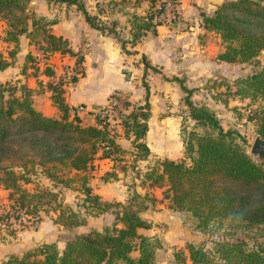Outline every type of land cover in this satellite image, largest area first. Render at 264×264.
Masks as SVG:
<instances>
[{
    "label": "trees",
    "instance_id": "trees-1",
    "mask_svg": "<svg viewBox=\"0 0 264 264\" xmlns=\"http://www.w3.org/2000/svg\"><path fill=\"white\" fill-rule=\"evenodd\" d=\"M29 1L0 0V20L7 25L4 39L13 43L6 54L0 50V70L14 62L21 35L37 45L47 60L55 51L73 52L67 38L51 31L55 18L36 15ZM47 1L75 2L91 26L114 30L113 21L106 24L89 13L81 0ZM155 16L154 12L130 16L131 44L138 42L154 22H162H153ZM203 20L225 42V49L218 54L220 59L249 62L264 48V0H230ZM24 59L22 72L26 73L29 59L36 65L32 75L37 77L40 72L50 77L46 86L60 114L49 115L36 108L32 87L25 83L0 80V186L8 189L11 206L17 211L15 216L20 217L22 212L25 219L36 220L48 207L57 212L54 220L69 228L85 225L88 217L103 213H111L113 219L101 227L74 233L62 247L54 241H43L20 256L10 255L1 264H154L155 250L161 241L154 234L139 231L151 226L143 213L154 198L146 193L147 187L153 185L163 187L168 207L190 213L199 229L223 219L264 222V163L253 159L237 141L242 140L240 131L224 129L213 110L191 99L193 88L184 85L182 79L175 77L185 92L192 122L189 129L182 127L180 131L184 156H165L155 160L157 164H148L135 183L144 193L133 188L126 202L110 201L90 184L94 158L100 153L101 157L110 158L113 166L126 161V156L132 163L146 159L148 94L139 109L124 114L122 132L107 115L98 112L94 113V124H84L64 97L66 80L56 77L50 61L41 65L37 53L31 50ZM75 80L77 76L73 75L69 82ZM232 84L233 94L259 102L251 118L255 133L264 137V66L235 77ZM229 86L227 83V90ZM120 134L130 140L129 148L118 142ZM120 167L128 171L126 165ZM108 175L115 176L113 169L107 170L103 178L106 180ZM46 179L48 186L42 184ZM63 186L74 193V204L60 197ZM187 248L192 264H264V244H250L244 238L217 240L211 250L191 242Z\"/></svg>",
    "mask_w": 264,
    "mask_h": 264
},
{
    "label": "crops",
    "instance_id": "crops-1",
    "mask_svg": "<svg viewBox=\"0 0 264 264\" xmlns=\"http://www.w3.org/2000/svg\"><path fill=\"white\" fill-rule=\"evenodd\" d=\"M81 1L89 13L97 15L106 24L113 21L114 30L108 31L107 28L99 29L91 26L75 2L67 4L66 1L36 0V4L33 6L36 13L55 18V22L50 27L51 31L67 38L69 47L73 51L69 57L55 51L50 55L49 61L59 63L61 59L68 58L72 62L75 60L74 56L82 57L79 58L84 71L81 76L77 77V80L65 84L63 92L65 99L69 105L76 107L81 119L86 112L89 116L88 123L94 124L96 121L94 113L105 104L108 95L114 89H133L135 85L133 81H138V77L145 75L148 80V85L145 83V94L147 95L149 92L152 104L147 120L148 128L144 135V140L149 147V159L152 156L160 155L174 158L175 156L171 152L173 149L171 137L180 135V131L175 127H179L182 123L183 116L181 113L174 112L176 108L174 102L167 104V107L162 106L163 109L168 108L167 112L156 116L152 97L163 95L161 100L163 102L166 100L167 103H170L171 98L177 97V104H179L183 100L181 97L185 92L175 77L182 79V83L193 88L194 95H198L201 89L205 90L207 94L209 89L212 90L213 86L204 85L211 78L216 87L223 88L227 87V83L231 85L235 77L244 75L242 71L245 62L227 61L218 57V54L225 49V42L220 33L207 28L203 20L204 16L211 15L215 10L214 3L208 0H182L181 16L177 21L154 22L156 18H153L154 25L151 29H148L138 42L131 44L130 16L153 13L158 6V0ZM197 13L199 17H197ZM5 26L6 22L0 20V34L4 33ZM20 40L19 51L23 52V58L16 55L12 64L0 70V73L5 72L3 73L5 77L1 80H10L13 77L18 84L25 81L26 85L35 88L34 75L22 72L24 55L29 50L34 52L33 43H30L25 35H21ZM3 43L10 44L11 42L4 40ZM139 56H141V60ZM136 76L138 77L136 78ZM39 78L45 82L49 77L43 74ZM105 82L113 83L103 86ZM101 87H104L102 91H100ZM42 91H33V104H35L34 101H38L39 96L45 94L48 97V110L52 114L56 111V106L50 97V90L45 88ZM41 100L43 97L39 101ZM193 101L197 103L195 99ZM42 104L36 103L35 107L43 110L45 108H41ZM167 123L175 126L174 132L166 134L164 129L161 136H154V127H164ZM118 142L125 148L131 146L130 140L123 134L119 135ZM180 146L183 147L182 140ZM98 162L101 165L105 163L107 169L114 167L113 161L108 157H101L100 153L94 158L95 167L89 181L93 190L101 195L102 192L96 188L98 177L102 178L103 174L100 172L96 174ZM141 191L144 189L141 188ZM102 198L107 199L108 197ZM160 212L162 213V211ZM98 216L103 218L105 213ZM92 217L95 216L88 217V220ZM148 220L151 222V219ZM101 226L103 225H88L82 230ZM139 231L145 234L155 233L154 230H151V226L141 227Z\"/></svg>",
    "mask_w": 264,
    "mask_h": 264
},
{
    "label": "rangeland",
    "instance_id": "rangeland-1",
    "mask_svg": "<svg viewBox=\"0 0 264 264\" xmlns=\"http://www.w3.org/2000/svg\"><path fill=\"white\" fill-rule=\"evenodd\" d=\"M160 1L162 2L163 0H158V6L154 10L156 19H159L157 17V9L160 6ZM227 1L230 0H224L223 3ZM180 2L182 5V0ZM29 4L31 6H34L36 4V0H30ZM67 4L69 3L67 2ZM219 6L220 5L214 3L215 9ZM35 14L40 15L38 13ZM180 16L181 13L176 14L175 18L172 21H177ZM197 17H199L198 13ZM6 28L7 25L5 26V30ZM5 30L3 34H0V50H4V54H6L5 52L9 47H12V43H3V41L5 40ZM19 44L21 45V42ZM261 50L257 57L243 64L244 70L242 72L244 76L246 72L249 71L248 73H250L264 66V53ZM33 51L37 53L41 50L37 47V45L33 44ZM60 53L68 57L69 54H71L69 51ZM73 54L75 55V53ZM17 56L23 58V52L18 51ZM79 57L80 56H74L75 60L72 62H70L69 59L66 58L65 60L61 59L59 63H51L55 67L54 72L56 77H63L67 82L66 84H69V79L73 75H76L77 77L81 76L84 68ZM140 57L141 56H139V58ZM26 62V73L32 75V71L36 65L32 64L29 59H27ZM27 69L30 71L28 72ZM3 73H0V80L5 77V74ZM42 75V73L38 72V76H34L36 84L35 88H32V90L30 91L31 94H33L34 90L43 92L42 90L47 88V81L50 77L48 76L49 78L46 79L45 82H43L42 78H39ZM137 77L138 76H136V78ZM157 78L159 79V77ZM39 79L42 82L39 83ZM212 80L213 79L211 78L204 84L205 86H213L212 90L209 89L207 94L205 93V90L201 89V92L198 95H194L192 91V100L195 99L197 103H205V105L213 110L224 129L231 128L240 131L242 140L237 138V141L241 143L247 151H249L253 138L256 134L254 126L255 121L251 117L254 113L253 109L259 102L257 100L255 101L251 99L248 96L239 97L233 94V90L235 89V87L232 83L231 85L228 83V85H230V90H227V87H216L215 83L212 82ZM8 81L13 83L15 82L13 77H11ZM21 83H25V81ZM112 83L113 82H105L103 86H109V84ZM145 83L148 85V80L146 79V76L143 75L141 77H138V81H133V84H135L133 86V89H114L111 94L108 95L107 101L102 106L108 108L107 116L109 118V121L113 125H115V128H117L119 132H122L121 120L124 118V114L128 113L127 111H130L131 109H139L138 105L144 103L146 95ZM103 88L104 87H101L100 91H102ZM114 96L115 98H113ZM161 96L163 95L152 97L155 103L154 113L156 114V116H161L162 114H165L167 112L166 110L168 108L163 109L161 108L162 106L167 107V104L169 105L174 102V106L176 105L174 112L181 113L183 116V120L179 127H175L168 123L164 127H154V136H161L164 129L166 134L168 132H174V127L176 128V130L178 128V131H181L182 127L189 129L192 125V122L188 117V107H185L187 106L184 99L185 94H183V96L181 97L183 100L179 102V104H177V97L171 98V100H169L170 103H167L166 100H164L165 102L161 100ZM41 97H43V100L39 101ZM47 98L48 97L44 94L43 96H39V98H37L38 101L34 102L35 104L38 103L39 105H41L43 102L41 108L45 109L41 110L42 112L49 115L58 116L60 114V110L56 105V111L52 114L49 112V104L47 103ZM114 99L117 100V104L110 107V102ZM150 99L151 96L148 92L149 110L152 106ZM182 104L185 106H183ZM102 107H100L97 112ZM82 122L84 124H89V116L86 114V112L85 114H83ZM197 129L201 131L204 130V128L201 126H197ZM171 139L173 140L171 144V147L173 146V149L171 150V152L174 154V158L178 159L183 157L184 146H180L182 140L181 135H177L176 137L173 136L171 137ZM161 157L165 156H152L150 159L149 156H147L146 160L138 159L136 163H132L131 158H129V156H126V161L116 162L114 164L113 171L115 173V176L108 175L106 177V180L103 178V176L106 175V170H111L112 168L107 169L105 163L101 165L100 162H98L96 166V174L99 172L103 174L101 176L102 178L98 177L99 175L97 176L98 180L96 182V188H98L102 192V197H108L107 199L110 201L119 200L122 202H126L130 197L131 194L129 193L133 190V188L138 192L141 191L140 186L135 185V183L137 184L139 181L141 171L143 172L146 166L148 164L150 165L153 161L156 163V161ZM151 160L152 162H150ZM122 164L126 165L128 171L121 169L120 165ZM99 168L100 171H98ZM47 181V179L44 180V183L42 184L48 186L49 181ZM26 186L30 187V184ZM147 188L149 190L146 193L153 196L154 198L152 200H149L150 207L143 213V216L146 219H151V230H154L155 233L153 234L158 236L161 241V245L155 250L154 264H192L188 255L187 248V243L190 242L194 243L197 246L202 245L204 249L209 250L212 249L215 241L222 239L232 240L237 238H244L250 244H264V222L251 224L240 219H223L219 222L211 224L205 229H199L198 227H196V219L193 218L190 213L185 211H178L168 207L167 201L163 198V187L153 185L148 186ZM60 192V197H63L64 201H66L67 203L71 202L72 204H74L77 201V198L74 196V193L69 190V187L63 186ZM140 193H144V191H141ZM160 211H162V213ZM16 213L17 211L14 212L11 206V200L8 197V189L0 186V264L5 261L10 255L20 256L22 255V253L31 250L35 246H38L43 241H54L59 247H62L67 238L71 237L74 233L80 232L82 229L87 228L88 225L99 226L100 224H109L113 219V215L111 213H105V216H102L103 218H101L100 216L89 218V222L87 223V225L69 228L56 222L54 220V217L57 212L48 207L46 208V210L41 211L40 218L36 220L25 219L26 215L22 212L20 214V217H17L15 216ZM161 215L163 216L161 217Z\"/></svg>",
    "mask_w": 264,
    "mask_h": 264
},
{
    "label": "built area",
    "instance_id": "built-area-1",
    "mask_svg": "<svg viewBox=\"0 0 264 264\" xmlns=\"http://www.w3.org/2000/svg\"><path fill=\"white\" fill-rule=\"evenodd\" d=\"M181 0H163L160 6L157 9V17L160 21L164 23H171L172 20L175 18L176 14L181 13L182 5ZM37 55L40 59V64L43 65L45 61H49L41 52H37ZM51 64V62H50ZM115 98V96L113 97ZM112 98V99H113ZM117 104V100H113L110 102V107L115 106ZM108 108L103 107L98 111L101 115H107Z\"/></svg>",
    "mask_w": 264,
    "mask_h": 264
},
{
    "label": "water",
    "instance_id": "water-1",
    "mask_svg": "<svg viewBox=\"0 0 264 264\" xmlns=\"http://www.w3.org/2000/svg\"><path fill=\"white\" fill-rule=\"evenodd\" d=\"M208 1L215 3L217 5H221L224 2V0H208ZM261 51L264 53V49H262ZM248 152L249 154H251V157L253 159L263 162L264 161V137H262L260 134H255Z\"/></svg>",
    "mask_w": 264,
    "mask_h": 264
}]
</instances>
